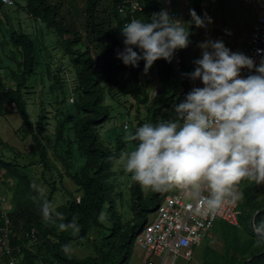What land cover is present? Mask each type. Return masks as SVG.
<instances>
[{
  "label": "trees",
  "instance_id": "obj_1",
  "mask_svg": "<svg viewBox=\"0 0 264 264\" xmlns=\"http://www.w3.org/2000/svg\"><path fill=\"white\" fill-rule=\"evenodd\" d=\"M203 1L189 0V6L192 3L199 15ZM121 2L122 0H112V14L116 21L114 37L108 33L112 44L117 48L124 47L120 27L129 21V17H124L118 12L117 7ZM139 2L142 9L136 15L138 19L150 20L153 13L161 10L159 0H139ZM97 5L98 0L90 13L86 14L87 27L90 26V19L95 17L93 14ZM63 6L62 0H26L25 9L30 17L43 22L58 34L60 46L70 57L76 75L74 93L77 95L75 103L78 115L61 120L62 122L58 123L53 131L48 129L46 124L34 125L31 121L26 109L24 90L27 89L28 79L35 72L37 61L34 41L27 34L14 32L11 35L10 43L18 49L20 55L19 60L15 58L17 71H11L15 87L0 89V110L3 109L6 115L9 113V106H14L22 119V125L17 133L20 132L32 140L28 153L30 161L27 165L20 163L18 156L23 157L21 152L0 140L2 148L0 172L3 171L17 182L15 208L10 214L12 223L23 220L26 231L31 227L36 228L38 244H41L45 256L44 261L41 262L39 256L30 248H24L22 264H129L133 255L135 236L157 208L165 189L157 191L149 188L145 192L144 186L133 180L130 186L131 217L124 219L118 212L111 169L113 161L120 155L122 145H118L113 150L101 140L98 128L110 118V107L106 104V90L103 84L106 81L119 87L120 82L116 76L101 72L100 56L93 53L90 38L87 40L76 24L65 19ZM95 36L101 42L105 38L99 29L95 30ZM188 50L189 46L179 49V71L175 70L173 61L169 62L161 58L154 63L161 86L152 100L145 88L139 86L141 85L138 82L139 73L132 71L135 83L139 84L132 88L130 94L139 105L147 107L145 121L138 122L137 127L146 121L155 123L170 119L166 112L183 100L185 94L191 90L190 81L184 75L193 71L187 61ZM106 51L104 48L102 52ZM179 75L177 81L176 77ZM46 137L48 140L54 139L53 147L56 153L58 148L62 150L63 155L58 153L59 158L64 164L66 163L67 175L76 185L78 193H81L80 196H75L68 192L67 203L56 207V210L62 213V221L65 224L75 220L76 225L59 231L46 225L39 208L44 198L53 203L55 189L53 188L50 195L41 196L38 187L24 171L28 166L37 164L41 165L44 172L52 171L53 165L44 139ZM132 142L136 144L135 141ZM73 145L84 159V165L80 170L75 169V171L71 170ZM4 150L9 153L14 152V157L6 159ZM262 186L263 183L256 184L250 181V184L243 188L242 200L238 205L239 227L224 222L221 224L225 228L224 264H264V241L258 242L250 227L254 216L257 220L264 217V197H260ZM105 212L109 215V226L99 219ZM55 221L59 225L61 219L57 218ZM2 225L3 221L0 217V227ZM93 228L107 230L108 233L104 236L106 247L91 242L96 250V256L80 259L72 255L68 250L69 246L90 242L89 232ZM243 236L246 239H243ZM16 241L19 242L17 236L13 239V242ZM64 245H68L67 250ZM221 258L222 256L217 254L211 264H220ZM1 260L0 258V263ZM209 261L206 258L204 264H210Z\"/></svg>",
  "mask_w": 264,
  "mask_h": 264
},
{
  "label": "rangeland",
  "instance_id": "obj_2",
  "mask_svg": "<svg viewBox=\"0 0 264 264\" xmlns=\"http://www.w3.org/2000/svg\"><path fill=\"white\" fill-rule=\"evenodd\" d=\"M15 5L7 7L0 5V89H12L15 87V81L11 71H17V60L20 59L18 49L14 48L10 43L12 33H24L29 35L35 45L36 61L34 74L28 79L27 89L25 92V101L27 113L34 125L46 124L51 131L55 130L61 120H65L68 116H77V104L71 99L77 98L74 90L76 86V75L73 63L70 57L65 54L60 46V38L58 34L48 28L43 22L36 20L26 12V0H14ZM64 6L62 9L65 19L77 25L83 32L84 37L90 38L93 53L100 56L99 66L103 74L110 73L118 78L119 87L113 83L104 82L106 90V104L110 107V118L108 121L98 128L101 140L111 147L113 150L118 145H122L120 155L113 161L112 181L115 183L114 195L116 198V206L118 212L127 219L131 217L130 212V186L133 181L131 173L124 169V162L120 159L122 153L131 151L135 144L127 139V135L133 132L138 122L145 121L147 107L139 105L131 96L130 91L136 84L144 87L149 93L151 100L155 92L161 86V82L157 75L155 64L147 73L144 72V61L139 62L138 67L126 66L116 55L118 50L112 44V39L108 33L114 37V29L116 21L113 17L112 0H98L96 12L90 19L89 27H87V12L93 8L96 0H62ZM162 4V1H160ZM173 6H178L181 0H171ZM194 8L190 3L189 9ZM207 13L213 18V22L208 24L206 28L191 25L192 34L190 36L191 43L187 53V61L194 70L193 61L201 54L198 47L199 42L206 39H222L225 44L233 51H242L245 53L246 45L254 23V10L250 6L239 0H204L200 9L201 16ZM191 16L188 15L185 21H190ZM94 29V30H92ZM101 30V34L105 36L103 42L98 41L95 36V30ZM230 30V34L225 30ZM109 34V35H110ZM105 44V45H104ZM111 44V45H110ZM109 46V47H108ZM106 48V52L102 51ZM138 50V49H137ZM128 70V71H126ZM132 71L139 73L138 82L135 83ZM180 75L176 77L178 81ZM3 109L0 110V140L14 147L23 157L18 156L20 163L27 165L30 161L28 156L32 140L30 137L17 133L22 125L21 116L16 112L14 106L9 107V113L4 115ZM170 119L176 117L173 107L167 112ZM126 126L128 128L126 129ZM45 139L48 146L50 160L53 165L51 172H44L41 165L37 164L24 169L27 176L39 188L43 189V195L48 196L53 188V205L55 207L66 204L70 194L80 196L74 182L68 177L67 165L64 164L59 155L63 152L58 148V153L53 147L54 139ZM0 151L2 148L0 146ZM6 159L14 157L15 153H9L4 150ZM68 161V160H67ZM71 170H80L84 165V159L79 155L76 146L73 145ZM74 167V168H73ZM76 170V171H77ZM250 184V180L244 179L239 182L236 189L242 193L243 188ZM149 187L144 186L147 192ZM17 191V182L8 177L3 171L0 172V195L5 197L11 205V211L15 208V195ZM260 197H264V183ZM242 200V199H241ZM103 222L106 226L110 225L109 215L103 214ZM16 217V215H15ZM152 217V215H151ZM16 220V218L14 219ZM46 225L55 231L61 230L55 220H46ZM222 221H217L208 233L206 242H203L197 249L196 255L192 261H186L179 257L176 264H204V260L209 259V263L219 254L222 256L220 264L225 261V243L223 232L225 228L221 226ZM26 224L23 220H19L13 224L14 233L24 248H30L39 256V261L43 262L45 256L41 248V244H32L25 237ZM107 230L93 228L89 232L90 242L84 244H72L69 246V252L77 258H85L88 256H96V250L91 242H96L98 246L106 247L104 236ZM243 231L241 232V234ZM243 239H246L243 236ZM149 254L141 250L134 244L133 255L129 264H149L147 260L158 262V258L148 259ZM0 264H4L2 261ZM151 264V263H150Z\"/></svg>",
  "mask_w": 264,
  "mask_h": 264
},
{
  "label": "clouds",
  "instance_id": "obj_3",
  "mask_svg": "<svg viewBox=\"0 0 264 264\" xmlns=\"http://www.w3.org/2000/svg\"><path fill=\"white\" fill-rule=\"evenodd\" d=\"M189 13L190 21L167 9L153 13L150 20L131 19L120 27L124 47L117 57L133 67L143 60L145 73L158 59L171 62L178 49L190 45L192 24L206 28L213 22L206 12L201 16L190 8ZM198 47L195 68L184 75L203 86L192 87L173 105L177 118L146 121L130 132L127 139L136 144L120 159L142 186L157 191L172 186L188 189L197 198V210L215 216L242 199L235 190L239 182L264 183V55L257 62L222 39H206ZM244 69L249 70L247 75ZM38 191L42 196L43 189ZM39 208L45 220L60 218L61 230L76 226L75 220L65 224L62 213L46 198ZM250 227L257 241H264V217L254 216Z\"/></svg>",
  "mask_w": 264,
  "mask_h": 264
},
{
  "label": "built area",
  "instance_id": "obj_4",
  "mask_svg": "<svg viewBox=\"0 0 264 264\" xmlns=\"http://www.w3.org/2000/svg\"><path fill=\"white\" fill-rule=\"evenodd\" d=\"M162 1L161 10L167 9L169 13L183 21L186 20L189 10V0H181L178 6H173L171 0ZM254 10V23L246 45L245 53L259 62L260 55L257 49H264V0H239ZM7 7L15 5L14 0H0ZM135 5V6H133ZM118 12L129 21L136 18L142 6L139 0H122L118 5ZM128 21V22H129ZM175 70H180L179 49L172 59ZM247 69L243 74H248ZM191 88L203 86L199 80H190ZM75 102V99H71ZM238 185H236L235 190ZM204 194H207L206 190ZM238 205H225L215 216L203 214L197 210V198L184 188L168 187L165 189L160 203L149 216L148 221L135 236V243L141 250L146 251L150 258H158V262L147 260L149 264H176L181 257L192 261L196 251L201 247L208 233L217 221L230 226L239 227ZM11 205L5 197L0 195V217L3 225L0 227V258L4 264H22L24 246L20 242H13L16 234L11 219ZM25 237L32 244H38L37 229L29 228ZM41 264V263H40ZM55 264V263H53Z\"/></svg>",
  "mask_w": 264,
  "mask_h": 264
},
{
  "label": "crops",
  "instance_id": "obj_5",
  "mask_svg": "<svg viewBox=\"0 0 264 264\" xmlns=\"http://www.w3.org/2000/svg\"><path fill=\"white\" fill-rule=\"evenodd\" d=\"M156 93V92H155ZM10 107V106H9Z\"/></svg>",
  "mask_w": 264,
  "mask_h": 264
}]
</instances>
